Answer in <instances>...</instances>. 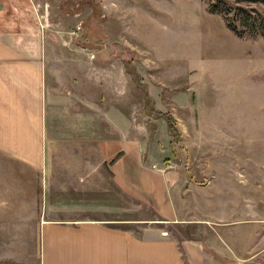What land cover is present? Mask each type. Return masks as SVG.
I'll use <instances>...</instances> for the list:
<instances>
[{"label": "rangeland", "instance_id": "obj_1", "mask_svg": "<svg viewBox=\"0 0 264 264\" xmlns=\"http://www.w3.org/2000/svg\"><path fill=\"white\" fill-rule=\"evenodd\" d=\"M34 4L36 27L47 37L44 58L54 72L55 100L59 92L77 91L72 106L84 109L79 102L91 91L99 131L107 113L123 107L130 137H140L165 171L177 174L186 222L165 224L155 208L113 181L100 157L99 134L96 171L81 168L95 179V190L93 182H74L66 174L71 168L58 166L46 183L42 172L0 152V252L28 256L30 219H98L143 238H201L206 264H264V0ZM166 115L178 135L170 133ZM46 192L53 204L83 205L40 216L13 213L41 208ZM79 194L83 199L74 198Z\"/></svg>", "mask_w": 264, "mask_h": 264}, {"label": "crops", "instance_id": "obj_2", "mask_svg": "<svg viewBox=\"0 0 264 264\" xmlns=\"http://www.w3.org/2000/svg\"><path fill=\"white\" fill-rule=\"evenodd\" d=\"M37 14L34 0H0V152L42 172L46 183L53 179L51 168L58 166L71 168L66 174H73L74 182L89 181L95 186L96 177L93 176L92 181V176L88 178L82 174L81 168L93 167V172L96 171L97 163L93 159L98 156L99 134L103 135L100 157L111 169L113 181L155 208L165 224L186 222L182 221L185 218L179 208L182 199L176 193L177 174L166 172L158 156L147 152V145L140 137H130V129L124 124L129 118L123 107L116 109L117 113L109 111L104 118L107 120L105 128L99 131L97 106L91 91L87 102L78 101L84 109L77 110L72 106L77 102V91L59 92L58 101L55 100L54 72L44 58L47 37L45 32L43 37V30L36 27ZM126 77L128 81V74ZM119 111L121 116H118ZM56 155L59 157L57 163ZM89 173L92 175V170ZM68 179L70 181L71 177ZM152 182L158 184L157 191L149 190ZM74 198L83 199V194L74 195ZM48 199L46 192L41 208L31 207L29 212L17 208L13 213L40 216L60 212L66 206L83 205L76 200L53 204ZM86 205L92 207L90 203ZM80 209H70V213L79 214ZM30 220L25 224L33 236L28 256L0 252V264L207 262L206 244L198 237L178 240L172 235H158L143 238L98 219L37 217Z\"/></svg>", "mask_w": 264, "mask_h": 264}, {"label": "trees", "instance_id": "obj_3", "mask_svg": "<svg viewBox=\"0 0 264 264\" xmlns=\"http://www.w3.org/2000/svg\"><path fill=\"white\" fill-rule=\"evenodd\" d=\"M262 20H263V25H264V18H262ZM228 25H229V27L233 30V31H235L236 33H238V34H240V35H242L241 33H242V30H239V28L236 26V25H234V24H232V22H230L229 21V23H228ZM167 116V120H168V122H169V131H170V133L172 134V135H178L177 133V129H176V126H174V120H173V118H172V116H170V115H166Z\"/></svg>", "mask_w": 264, "mask_h": 264}]
</instances>
